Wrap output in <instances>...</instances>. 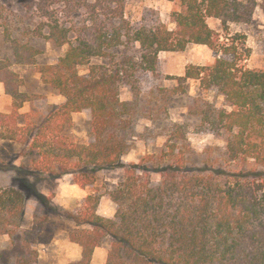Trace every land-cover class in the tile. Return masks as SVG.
<instances>
[{"label": "trees", "instance_id": "16d2710c", "mask_svg": "<svg viewBox=\"0 0 264 264\" xmlns=\"http://www.w3.org/2000/svg\"><path fill=\"white\" fill-rule=\"evenodd\" d=\"M40 1L51 8L44 12L46 22L30 35L68 48L56 63L38 64V48L12 40L13 59H0V82L13 101L10 113H0L1 138L22 144L34 156L31 171L39 178L70 174L77 185L91 188L96 169H125L123 180L109 193L117 205L113 218L97 213L101 200L97 192L86 197L78 213L70 214L79 226L70 239L82 253L80 260L69 264H91L107 237L112 244L106 264H264V71L242 65L237 45L221 41L208 23L215 18L225 30L231 23H248L257 1L170 0L179 6L173 13L175 29L163 22L133 24L125 16L127 0ZM54 7L68 14L85 12L89 21L85 31L76 34L54 18L50 14ZM137 43L138 54L114 66L92 65L87 75L80 73L93 58H114L112 48ZM190 44L206 45L221 56L211 66L191 65L184 76L173 77L179 82L176 87L161 86L165 78L160 52H182ZM13 62L36 66L43 82L65 102L47 112L23 113L24 105L40 96L21 90L23 80L12 69ZM143 78L153 84L149 91ZM188 80L200 81L203 89L214 90L232 107L188 95V113L200 121L201 130L226 134L223 161L194 168L187 156V126L174 123L160 153L124 164L136 120L166 119L172 97L187 95L183 83ZM123 84L131 89L132 100L121 99ZM82 111L91 116L87 144L68 134L73 115ZM250 159L255 164L250 170L227 166ZM154 172L162 177L158 184L153 183ZM30 186L43 195L39 184ZM26 203L22 190L0 186V237L20 231ZM42 230L35 227L31 234L36 237ZM23 249L26 255L12 264H38V251L30 244ZM5 263L9 260L0 248V264Z\"/></svg>", "mask_w": 264, "mask_h": 264}, {"label": "rangeland", "instance_id": "374dc122", "mask_svg": "<svg viewBox=\"0 0 264 264\" xmlns=\"http://www.w3.org/2000/svg\"><path fill=\"white\" fill-rule=\"evenodd\" d=\"M257 7L254 15L248 23H231L225 30L221 21L209 18L208 23L216 30L223 42H233L237 45L242 60V65L249 69L264 71V0H256ZM51 8L49 3H41L40 0H0V59H13V39H20L24 43H29L41 51L37 56L38 64L56 63L62 57L68 46L56 48L44 38H34L30 35V30L35 29L43 20L46 9ZM52 8L50 14L54 18L60 19L72 28L76 34L85 31L83 27L88 25V16L85 12L79 14L65 13L61 7L55 11ZM54 10V11H53ZM179 10L177 3L170 0H127L125 16L133 24L163 22L170 29L176 28L173 20V13ZM140 45L133 44L118 46L111 49L114 58H93L90 65L81 66L79 71L87 75L90 66L105 64L114 66L128 56L138 54ZM221 54H217L206 45L190 44L185 51L168 52L159 54L160 72L165 78L161 86L172 89L179 85L178 80L173 77L184 76L187 68L191 65L211 66ZM12 69L17 72L22 80L21 90L31 95L40 96V99L26 103L21 109L25 112H47L54 106L65 102V97L50 85L45 84L41 75L37 72L36 66L19 64L13 62ZM143 87L150 90L153 84L142 79ZM187 89L186 94H177L172 97L169 103V116L166 119H151L140 117L136 120L133 136L130 139L131 148L124 156L123 163H139L149 154H158L168 140L167 129L174 123L185 124L188 131L189 163L195 168L205 162L219 164L223 161L224 150L227 145L226 134L216 135L212 132H203L200 128V121L190 116L187 108L188 95L203 96L213 102L218 107L232 110L225 98L217 94L214 90H205L200 81L188 80L183 83ZM133 94L127 84L121 88V99L123 101L132 100ZM12 109V98L5 94L4 85L0 83V112H8ZM90 122L89 111H82L73 115L72 127L68 131L70 137L82 144L90 142ZM1 134V129H0ZM33 155L27 153L26 148L17 142L2 139L0 136V186H14L22 190L26 196V216L23 227L12 236L0 237V248L4 253L5 260L12 264L17 258L26 255L23 247L30 244L38 251V264H59L51 258V252L42 254L40 244L46 243L50 251L55 246L51 244L53 237L59 239L70 237V233L79 226L71 213H78L85 202L86 197L97 192L101 195L104 204L101 207L102 217L114 214V202L110 192L114 190L125 176L123 167L101 168L92 173L94 186L83 188L87 196L82 200L80 206L74 208L63 205L58 197L59 187L56 179L51 176L39 178L32 173ZM233 170H250L255 166L253 160L227 165ZM70 175V174H68ZM72 176V175H71ZM154 184L161 182L160 173H152ZM64 177V176H63ZM73 177V176H72ZM59 179V178H58ZM40 185L41 195L30 183ZM73 182L74 178H73ZM32 185V184H31ZM47 195H45L44 193ZM100 200V201H101ZM115 203V202H114ZM117 210V207H116ZM115 216V215H114ZM109 218V217H105ZM42 226L43 230L36 236H32L34 228ZM69 231V234H67ZM109 244L111 248L112 238L107 237L102 244ZM109 254V253H108ZM41 255L43 256L41 259ZM56 256V254L54 255Z\"/></svg>", "mask_w": 264, "mask_h": 264}, {"label": "crops", "instance_id": "0c3cea01", "mask_svg": "<svg viewBox=\"0 0 264 264\" xmlns=\"http://www.w3.org/2000/svg\"><path fill=\"white\" fill-rule=\"evenodd\" d=\"M11 110L8 112H0V113H10ZM56 182L59 187V191L57 192L59 194L58 197L60 198L59 200L63 205L66 204L73 208L74 205L75 207L80 206L82 200L88 195L86 190H84L82 187H80L79 185L73 182V177L71 175H65L64 177L56 179ZM44 194L47 195L46 193ZM109 203H113L114 212L116 213V207H117L116 203L110 201ZM103 204H104V200H101L97 210V213L99 215H103L101 212V207ZM115 213L105 217L113 218ZM67 234H69V231ZM51 242H52L51 244L55 246V249L53 248L50 251L48 244L46 247V243H41L40 252L42 254L51 252L52 254L51 258L53 261L55 262L58 261L59 264H69L71 262L78 261L81 259V253H82L81 246L78 243L71 241L70 237H66L65 239L62 240L59 239V236L53 237ZM109 250H110L109 244H105V246L101 245L100 247H97L94 252L93 260L91 264H106ZM55 254L56 256H54ZM42 257L43 256L41 255V259Z\"/></svg>", "mask_w": 264, "mask_h": 264}]
</instances>
